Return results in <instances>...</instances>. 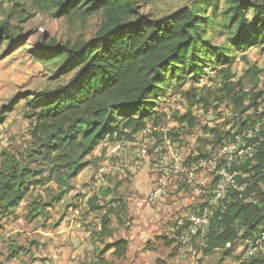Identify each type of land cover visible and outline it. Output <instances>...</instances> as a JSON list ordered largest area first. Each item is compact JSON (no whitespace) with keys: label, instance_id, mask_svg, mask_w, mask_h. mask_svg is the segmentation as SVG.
<instances>
[{"label":"trees","instance_id":"trees-1","mask_svg":"<svg viewBox=\"0 0 264 264\" xmlns=\"http://www.w3.org/2000/svg\"><path fill=\"white\" fill-rule=\"evenodd\" d=\"M31 4L71 24L99 14L102 20L87 39L61 43L39 35L33 42L34 55L55 63L52 78L65 76L67 80L53 88L19 91L0 106V125L21 100L30 120L28 145L21 151L0 150V229L1 220L12 215L24 198L28 200L26 221L46 217L47 208L74 188L73 179L90 165L87 156L101 142L144 130L146 120L155 113L154 98L168 81L199 82L213 61L222 64L218 71L224 91L240 116L232 127L237 129L219 137L241 139L240 149L251 146L252 151L243 162H233L227 168L239 173L235 180L243 189L230 187L211 210L201 255L218 251L226 257L237 241L256 237L264 224V125L256 128L255 124L264 119V112L242 116L249 109L257 111V101L264 100V88L251 93L243 90L239 80L228 84L234 75L223 63L231 49L244 51L264 43V0H193L158 19L141 15L137 0H32ZM217 15L231 46L211 44L208 32L216 30ZM29 18L30 14L20 21ZM32 35L33 31L25 32L2 19L0 59ZM244 74L254 80L264 78V68L251 65ZM183 95L195 96H189L188 91ZM246 100L249 104H244ZM205 101L198 97L191 104ZM35 190L40 191L35 194ZM100 195L113 198L98 204V194H93L86 200L88 211H102L97 228V240L103 245L100 254L113 249L112 255L121 259L127 241L113 236L112 220L123 222V202L113 189L101 190ZM198 209L201 212L202 205ZM156 264L166 262L157 259ZM235 264H264V256L237 259Z\"/></svg>","mask_w":264,"mask_h":264},{"label":"rangeland","instance_id":"rangeland-1","mask_svg":"<svg viewBox=\"0 0 264 264\" xmlns=\"http://www.w3.org/2000/svg\"><path fill=\"white\" fill-rule=\"evenodd\" d=\"M6 1H0V21L7 18L10 24L21 26L25 32L33 31V35L29 37L28 41H23L17 49L0 59V106L19 91L53 88L67 80L65 76L52 78L56 69L55 63L38 59L34 55L33 42L39 38V35L53 37L61 43L73 42L79 38L87 39L92 36L102 20V16L99 14L86 22L71 24L64 18H53L48 12H41L31 4L32 0ZM192 1L137 0V4L141 15L158 19L177 8L190 5ZM15 3L18 6L14 7ZM222 4L221 1L219 7ZM22 9L24 11L20 12ZM28 13L30 18L20 21L26 18V15L29 16ZM215 20L217 22L216 30L208 32L211 44L220 48L231 46L229 35L219 26L220 16L217 15ZM3 48V45L0 46V52ZM221 65L213 61L210 62L199 82L188 79L169 80L163 90H160L154 98L156 101L153 108L155 113L146 120L149 132L118 140L120 149L114 152L112 149L116 142L114 140L103 141L99 148H95L87 156L91 163L73 179L74 188L60 201L47 208V216L39 217L37 221L31 223L32 227H22L23 224H19L21 233L11 238L7 237V240H3L4 235L0 233V249L32 251L31 255L26 257L27 259L31 258L35 251L41 254L40 250L45 251L44 249L48 245L44 243L45 238L50 236L48 233L45 234L44 228L48 224L51 228L55 227L59 222L57 219L60 215L63 216L69 211L74 212L76 209L75 217H72V220H77L80 223L74 227L75 237L71 247H67L69 249L66 251L61 250L60 256H65L68 261L70 260L69 264H117V259L111 253L100 254L102 245L97 240V228L101 211H88L86 200L93 194H98V204L106 203L113 197H102L100 192L105 189L119 188V190L126 191L130 186L136 185L139 188L142 187L141 189L153 188L157 178L164 171L169 173L173 153L180 155L186 168L194 173L199 172L201 175L195 179L193 185L186 182L184 175L177 179L171 175L167 180L169 194L163 203L167 206H176L180 202H187L186 199L193 197L192 200H194L196 199L195 191H197L198 197L201 198L199 204L202 207L211 204L209 208L211 211L224 197L226 192L224 190L232 187L230 175H233L232 179L237 184L235 177L239 173H231L227 168L233 162H243L250 153L245 151L247 147L244 150L240 149L243 143L241 139L240 142H235L236 139L230 140L223 137L224 132H233L237 129L232 127L238 124L240 116L224 91V80L218 71ZM251 65L264 68V43L254 45L244 51L231 49L228 60L223 63V66H229L234 75L228 84H236L239 80L243 90L251 93L263 89V77L254 80L245 76L244 71ZM186 91L189 92V96L195 94V98L204 97L206 101L191 104L195 98L193 96L186 98L183 95ZM257 103V111L249 109L242 118L264 112V100L259 99ZM244 104H249V100H246ZM25 112L26 106L24 100H21L15 105L13 111L6 114L0 125V150L6 148L12 151H21L28 145L30 120L25 117ZM154 118L158 120L156 121ZM260 125H264V119L256 122L255 127ZM220 133H223L221 138L219 137ZM225 144L228 148L223 152L222 147ZM239 150L242 152L241 154H238ZM98 174L99 180H97ZM137 174L138 176L135 178ZM39 191L35 190L33 193L36 194ZM218 192L219 195H217ZM45 193L42 192L44 196H47ZM27 202V198H24L18 207L25 209ZM196 208L198 209L197 205ZM22 218L25 222L24 216ZM181 228L180 226L177 230L179 231ZM173 240V252L170 262L168 261L166 264L172 263L175 254L176 239ZM53 246L54 244H51L49 248L61 249V247ZM191 247L196 251L199 249L196 238L193 239ZM169 252V250L166 253L164 251L162 254L168 256ZM234 253L235 250L231 255L224 257L220 252H212L207 259L197 258L195 254L193 256L190 254L188 258L192 260V263L198 264H235L238 257L236 258ZM258 255L264 256V248ZM24 256V254L19 255L18 259ZM251 257L246 255L242 257V260ZM40 258L42 257H39V263L42 261ZM58 260L60 263V259ZM187 262L188 260L180 264H190Z\"/></svg>","mask_w":264,"mask_h":264},{"label":"crops","instance_id":"crops-1","mask_svg":"<svg viewBox=\"0 0 264 264\" xmlns=\"http://www.w3.org/2000/svg\"><path fill=\"white\" fill-rule=\"evenodd\" d=\"M0 1L7 2L6 0ZM102 144L103 142L96 148H99ZM199 175H201L199 172H195V179ZM137 176L138 174L135 178H137ZM147 177L149 176L147 175ZM162 177L163 174L157 178L153 188L147 187L146 189H141L142 187L139 188V186L136 185L130 186L126 191L119 190V188L113 190L115 197L122 199L123 202V222L118 224L114 219L112 220V227L114 229L113 236L122 237L127 241V249L124 257L122 259H117V264H156L158 258L168 263L173 252V239H176L178 234L177 229L179 228L180 220H183L190 211L197 210L196 205L198 208L201 206V204H199L201 198L200 196L198 197L197 191H195L196 199L192 200V197L186 199L187 202L182 200L183 202L176 204V206H167V204L163 202L169 194V188L167 185L166 188H164L165 194H160V189H163L160 183ZM172 177L175 179L178 178L176 176ZM145 179L146 182H148L147 178ZM202 193L205 192L202 191ZM26 211V206L25 209L23 207H17L12 215L1 220L2 227L0 233L4 235L2 238L3 240H7V237L11 238L21 233L19 224L22 223V227L29 228L33 225L31 223L39 219V217H37L32 221L24 222L22 217ZM76 211L75 209L74 212L69 211L63 214V216L60 215L57 219L59 222H57V225L53 228H51L49 224L47 226L45 225V234L48 233L50 236H46L44 243L48 245L47 248L44 249L45 251L40 250L41 254L35 251L33 256L27 259L26 257L30 256L32 251H18L16 249L7 248L0 249V264H69L70 260L68 261L65 256H60V251L63 249L65 251L68 250L69 248L67 247H71L73 243L72 240L75 237L74 227L80 223L77 220H72V217H75L74 213H76ZM37 231L39 230L37 229ZM168 241L172 242L168 245ZM51 244H54L53 247L58 246L59 248L61 247V249H51L49 248ZM63 246L65 248H62ZM233 247V251L235 250L234 256L242 259L245 250L244 241H237ZM168 250L170 251L168 256H164L162 253L164 251L166 253ZM107 252L112 254L113 249H109ZM22 254L25 256L18 259V256ZM210 254L204 256L196 253L195 255L197 258L207 259ZM39 257H42L40 258V260H42L40 263ZM58 259H60V263ZM187 260V263L198 264L192 263L190 258Z\"/></svg>","mask_w":264,"mask_h":264},{"label":"built area","instance_id":"built-area-1","mask_svg":"<svg viewBox=\"0 0 264 264\" xmlns=\"http://www.w3.org/2000/svg\"><path fill=\"white\" fill-rule=\"evenodd\" d=\"M149 132V129L146 127L144 130L139 132L140 134H147ZM137 133V134H139ZM115 136V135H114ZM116 143L113 145L112 151H118L120 149V141L114 140ZM235 142H238V138ZM228 146L225 144L222 147V151L225 152L227 150ZM246 152H250L249 156H251L252 147L247 146L245 149ZM144 152V150H143ZM242 152L239 150L238 154H241ZM171 164L169 168V173L163 172V177L160 180L161 185L163 186V189H160V194H165V189L167 186V180L171 175L176 176L180 178L181 176H185V180L189 185H193L195 181L194 177V171L189 170L186 168L181 160V157L177 153H173L171 155ZM101 170V169H100ZM100 176L98 174L97 180H99ZM233 175L229 176L232 188L242 190L243 185L238 186L234 183V180L232 179ZM229 188L225 189L224 191L227 192ZM223 192V191H222ZM225 192V194H226ZM219 195V192L217 193ZM216 195V197H217ZM225 196V195H224ZM210 205L207 204L203 207L202 211L199 212V209L195 211H190L183 220H180L179 227L182 228L178 231V234L176 236V249L175 254L172 260V264H180L181 262H185L187 258L190 256V254H202L201 249L205 246V240H206V234L209 227V218L211 215L210 211ZM263 230L256 236V237H250L244 240L245 250L243 257L246 255L248 256H256L259 254L261 250L264 248V224L262 226ZM198 240V247L199 249L196 251L195 249H192L191 244L193 239ZM240 259V258H238ZM242 260V259H241Z\"/></svg>","mask_w":264,"mask_h":264}]
</instances>
